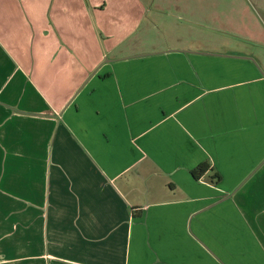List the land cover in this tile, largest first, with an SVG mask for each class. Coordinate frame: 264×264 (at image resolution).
Here are the masks:
<instances>
[{
    "label": "crops",
    "instance_id": "1",
    "mask_svg": "<svg viewBox=\"0 0 264 264\" xmlns=\"http://www.w3.org/2000/svg\"><path fill=\"white\" fill-rule=\"evenodd\" d=\"M0 264H264V0H0Z\"/></svg>",
    "mask_w": 264,
    "mask_h": 264
},
{
    "label": "trees",
    "instance_id": "2",
    "mask_svg": "<svg viewBox=\"0 0 264 264\" xmlns=\"http://www.w3.org/2000/svg\"><path fill=\"white\" fill-rule=\"evenodd\" d=\"M206 168H207L206 164H201V165L198 166L197 171H198V173H201L204 170H206Z\"/></svg>",
    "mask_w": 264,
    "mask_h": 264
}]
</instances>
